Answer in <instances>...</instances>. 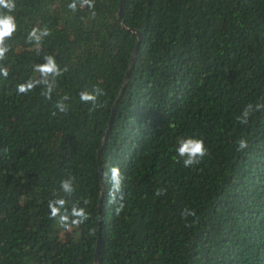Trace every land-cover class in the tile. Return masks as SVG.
I'll return each instance as SVG.
<instances>
[{"label": "trees", "instance_id": "trees-1", "mask_svg": "<svg viewBox=\"0 0 264 264\" xmlns=\"http://www.w3.org/2000/svg\"><path fill=\"white\" fill-rule=\"evenodd\" d=\"M15 2L0 77V264H96L98 242V264H264V109L236 120L264 104V0ZM33 27L51 31L39 48ZM47 55L67 68L51 100L43 86L18 94ZM93 87L106 93L94 111L79 99ZM189 136L210 155L185 168L175 148ZM112 167L123 180L110 203ZM56 198L90 218L61 226Z\"/></svg>", "mask_w": 264, "mask_h": 264}, {"label": "clouds", "instance_id": "clouds-1", "mask_svg": "<svg viewBox=\"0 0 264 264\" xmlns=\"http://www.w3.org/2000/svg\"><path fill=\"white\" fill-rule=\"evenodd\" d=\"M81 7L87 6L89 9L95 8V0H80ZM76 0L69 4L68 7L75 11L76 10ZM16 9L15 0H0V77L7 79L9 72L7 67L3 65V61L7 59L6 54L10 51L9 46L6 41L9 40L14 33L17 31L16 18L12 13ZM51 35L50 29L47 27L41 29L39 27H33L32 30L27 35V43L35 44L37 48L41 45L45 37ZM46 61L42 65H36L35 71L40 74L39 79H29L24 83L18 84L16 86V91L18 94H28L33 89L38 86H43V91L41 95L46 99L51 100L52 93L57 84V78L62 76L67 68L63 70L57 64L54 56L47 55L44 57ZM106 93L100 87H93L91 91L84 90L79 93V99L82 103L91 104L92 108L90 110L94 111L97 107H101L98 104V98L104 96ZM69 97L65 95L62 100L57 101L55 107L61 112L66 113L68 111V105L64 101L68 100ZM264 109V104L257 103L255 105L249 103L245 106L240 116L236 117V120L240 124H247L251 114L256 111ZM55 115V112H53ZM248 147L246 140L241 139L238 141V150H243ZM8 149H3V153L7 155ZM177 163L181 160L185 168H189L195 165H199L203 159L210 155L208 148L205 146L203 138H197L195 136H189L185 138H180L177 141V146L175 148ZM174 157V159H176ZM111 173V183L112 190L109 192L110 203L115 202L116 193L121 192V184L123 176L119 167H112L109 169ZM60 188L66 195H71L74 192L73 180L72 178L64 179L60 182ZM157 196L165 195L166 189H157ZM120 200H123V195H120ZM84 204H88L85 200ZM67 201L64 198H56L48 202V208L50 211V219L57 220V222L63 227L79 226L86 222L90 215L83 207H78L75 204L71 207V210L66 207ZM124 205L121 203L119 207L115 209L116 214L119 215L123 210ZM181 217L187 221L188 217L194 218L192 223H186V227L193 226L194 223L198 221L196 211L194 209L189 210L185 208L181 212Z\"/></svg>", "mask_w": 264, "mask_h": 264}, {"label": "water", "instance_id": "water-1", "mask_svg": "<svg viewBox=\"0 0 264 264\" xmlns=\"http://www.w3.org/2000/svg\"><path fill=\"white\" fill-rule=\"evenodd\" d=\"M122 2H123V0H121V2H120V4H119V11L121 10V7H122ZM119 17H120V19H121V13H119ZM138 36H139V34H138ZM136 48H137V46L135 47V49L133 50V55H134V53H135V51H136ZM132 59H133V56H132ZM132 59H131V62H130V64L132 63ZM127 75H128V72L126 73V76H125V81H126V79H127ZM113 109H114V106H113ZM112 119V118H111ZM104 142V141H103ZM100 155H101V153L99 152V160H100ZM101 190H103V182H102V179H101ZM99 243V242H98ZM97 243V246H96V252H95V258H94V261L96 262V264H98L99 263V260H98V248H99V244Z\"/></svg>", "mask_w": 264, "mask_h": 264}]
</instances>
